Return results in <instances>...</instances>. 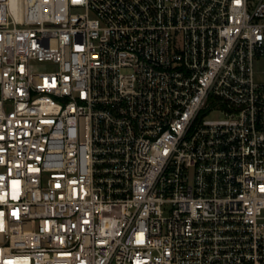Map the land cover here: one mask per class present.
Instances as JSON below:
<instances>
[{"label":"built area","instance_id":"built-area-1","mask_svg":"<svg viewBox=\"0 0 264 264\" xmlns=\"http://www.w3.org/2000/svg\"><path fill=\"white\" fill-rule=\"evenodd\" d=\"M264 0H0V264H264Z\"/></svg>","mask_w":264,"mask_h":264},{"label":"rangeland","instance_id":"rangeland-1","mask_svg":"<svg viewBox=\"0 0 264 264\" xmlns=\"http://www.w3.org/2000/svg\"><path fill=\"white\" fill-rule=\"evenodd\" d=\"M257 68L261 72L264 70V57L257 63Z\"/></svg>","mask_w":264,"mask_h":264}]
</instances>
